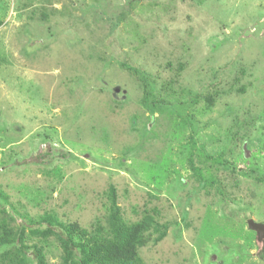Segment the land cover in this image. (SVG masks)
Returning <instances> with one entry per match:
<instances>
[{
	"label": "rangeland",
	"instance_id": "374dc122",
	"mask_svg": "<svg viewBox=\"0 0 264 264\" xmlns=\"http://www.w3.org/2000/svg\"><path fill=\"white\" fill-rule=\"evenodd\" d=\"M0 21V233L26 264H59L43 215L105 228L110 186L158 224L140 264H264V0H0Z\"/></svg>",
	"mask_w": 264,
	"mask_h": 264
},
{
	"label": "trees",
	"instance_id": "16d2710c",
	"mask_svg": "<svg viewBox=\"0 0 264 264\" xmlns=\"http://www.w3.org/2000/svg\"><path fill=\"white\" fill-rule=\"evenodd\" d=\"M2 21H0V26ZM129 73L135 75L142 86V105L149 112L159 110L164 101L158 97V92L149 84V78L140 70L120 64ZM190 168L196 173L190 163ZM4 205H10L5 196ZM108 219L105 228H99L89 233L80 229L76 224L61 223L57 217L46 214L36 224L44 226L42 230L31 231L33 235L47 238L55 235L61 249L59 264H140L137 250L144 246V234L153 227L158 226L149 215L140 221L127 223L123 220L122 211L118 205L116 190L113 186L108 189ZM32 219H29L31 223ZM159 235L154 243L165 236L166 227L160 226ZM159 229V228H158ZM23 230L14 231L11 228L3 229L0 233V264H26L27 246L22 244ZM32 261L34 264H48L46 257L38 246L32 247Z\"/></svg>",
	"mask_w": 264,
	"mask_h": 264
},
{
	"label": "water",
	"instance_id": "95a60500",
	"mask_svg": "<svg viewBox=\"0 0 264 264\" xmlns=\"http://www.w3.org/2000/svg\"><path fill=\"white\" fill-rule=\"evenodd\" d=\"M247 228L255 233L256 242L262 244L264 241V224L256 223L253 220H248Z\"/></svg>",
	"mask_w": 264,
	"mask_h": 264
}]
</instances>
